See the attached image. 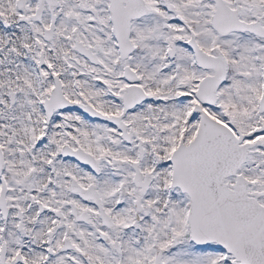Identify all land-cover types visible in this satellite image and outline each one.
<instances>
[{
    "label": "snow or ice",
    "instance_id": "1",
    "mask_svg": "<svg viewBox=\"0 0 264 264\" xmlns=\"http://www.w3.org/2000/svg\"><path fill=\"white\" fill-rule=\"evenodd\" d=\"M0 264H264V0H0Z\"/></svg>",
    "mask_w": 264,
    "mask_h": 264
}]
</instances>
